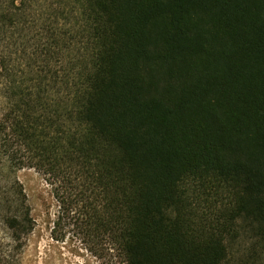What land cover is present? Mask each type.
Instances as JSON below:
<instances>
[{
  "label": "trees",
  "instance_id": "16d2710c",
  "mask_svg": "<svg viewBox=\"0 0 264 264\" xmlns=\"http://www.w3.org/2000/svg\"><path fill=\"white\" fill-rule=\"evenodd\" d=\"M0 264L17 174L114 264H264V0H0Z\"/></svg>",
  "mask_w": 264,
  "mask_h": 264
},
{
  "label": "rangeland",
  "instance_id": "374dc122",
  "mask_svg": "<svg viewBox=\"0 0 264 264\" xmlns=\"http://www.w3.org/2000/svg\"><path fill=\"white\" fill-rule=\"evenodd\" d=\"M17 178L31 203L35 219V230L26 242L20 264H114L111 254L103 260L87 251L68 226L60 232L65 237L63 242L53 241L44 223V208L52 210L53 202L43 178L33 170L20 171Z\"/></svg>",
  "mask_w": 264,
  "mask_h": 264
}]
</instances>
